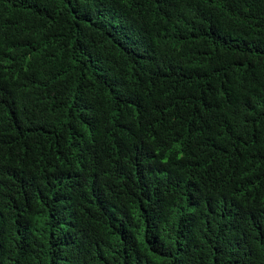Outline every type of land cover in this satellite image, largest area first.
I'll return each instance as SVG.
<instances>
[{
    "label": "trees",
    "instance_id": "trees-1",
    "mask_svg": "<svg viewBox=\"0 0 264 264\" xmlns=\"http://www.w3.org/2000/svg\"><path fill=\"white\" fill-rule=\"evenodd\" d=\"M0 264H264V0H0Z\"/></svg>",
    "mask_w": 264,
    "mask_h": 264
}]
</instances>
